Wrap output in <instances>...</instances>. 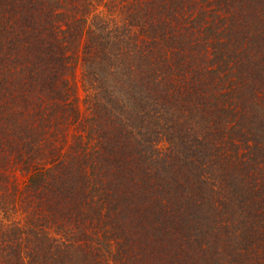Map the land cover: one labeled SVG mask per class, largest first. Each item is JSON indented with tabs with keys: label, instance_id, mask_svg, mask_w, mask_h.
I'll return each mask as SVG.
<instances>
[{
	"label": "trees",
	"instance_id": "16d2710c",
	"mask_svg": "<svg viewBox=\"0 0 264 264\" xmlns=\"http://www.w3.org/2000/svg\"><path fill=\"white\" fill-rule=\"evenodd\" d=\"M0 264H264V0H0Z\"/></svg>",
	"mask_w": 264,
	"mask_h": 264
}]
</instances>
